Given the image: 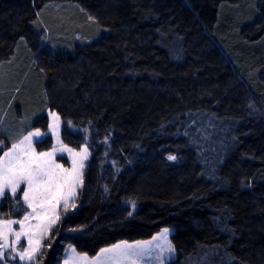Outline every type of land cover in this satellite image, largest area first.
<instances>
[{
  "label": "trees",
  "instance_id": "1",
  "mask_svg": "<svg viewBox=\"0 0 264 264\" xmlns=\"http://www.w3.org/2000/svg\"><path fill=\"white\" fill-rule=\"evenodd\" d=\"M0 82V156L19 109L40 111L24 131L56 111L91 152L31 264L164 227L167 264H264V0H0ZM21 195L1 219L23 218Z\"/></svg>",
  "mask_w": 264,
  "mask_h": 264
},
{
  "label": "snow or ice",
  "instance_id": "2",
  "mask_svg": "<svg viewBox=\"0 0 264 264\" xmlns=\"http://www.w3.org/2000/svg\"><path fill=\"white\" fill-rule=\"evenodd\" d=\"M89 19L92 18L89 17ZM50 115L53 117V123L48 127L57 137L58 143L61 144L60 147L54 145L48 152H37L33 147V138L42 137L45 133L36 129L29 132L18 143H13L11 148L0 156V197H3L6 192L14 198L18 193H22L17 200V207L27 206L21 220L0 219V261L5 259V249L15 252L16 245L20 244L21 238L24 237L27 238L28 246L19 253V260L34 262L43 247L42 241L60 220L57 209L62 204L64 210L67 211L70 201L75 197L76 189L80 186L84 162L89 156L88 148L84 147L76 152L67 145H63L59 141V117L55 113H50ZM68 123L70 124L71 121ZM0 145H3L2 140H0ZM2 150L0 148V151ZM65 151L72 157L71 169L64 168L54 159L57 152ZM168 159L175 160L176 157L169 155ZM14 224L19 225V231L13 229ZM167 233L168 229H164L162 234ZM10 235L15 237L11 243H9ZM71 252L73 256H70L65 264L73 260L86 261L88 259L87 256L76 254L74 248ZM140 258V242L128 244L122 241L110 248L100 249L99 253L92 258L91 264H136Z\"/></svg>",
  "mask_w": 264,
  "mask_h": 264
},
{
  "label": "rangeland",
  "instance_id": "3",
  "mask_svg": "<svg viewBox=\"0 0 264 264\" xmlns=\"http://www.w3.org/2000/svg\"><path fill=\"white\" fill-rule=\"evenodd\" d=\"M44 46H46V44L41 42L40 43V50H42ZM39 112L40 111H35V112L30 113V114H27V112H24L23 109H19V111H17V116L20 119V121L17 122L16 124H13V125H11V124L6 125V127L8 128L7 129L8 133L12 136L10 138L11 139V146L13 143H18L20 140L23 139L24 136H27L29 132H33L36 129H39L42 133H45V135L42 137H39V138L34 137L33 138V147L35 148V150L37 152H48L52 149L51 148L48 150L40 151L37 148V143H38L37 141H41L43 138L46 137L47 134H50L52 136L53 143L56 147L61 146V144L58 143V141H57V137L52 134L49 127H48L47 132H44L41 128H30L29 130L24 131L25 129H27L28 127L33 125L34 122L39 118ZM50 113H55L56 116L59 117V125H60V127H59V141H61L63 145H67L66 143L63 142V140L61 138L62 122H61L60 116L58 115V113L56 111L48 108L46 111V115L49 119V124L53 123V117H52V115H50ZM1 146L2 145H0V147ZM67 146H68V148L74 149L76 152H79V151H81L82 148L87 147V146H82L80 149H76L72 146H69V145H67ZM88 152H89L88 159L84 162L85 166L82 169V179H81L80 186L76 189L75 197L70 201V207L67 211H70L75 207V202H76L78 195L81 192L82 187L84 185L85 171H86V167H87L88 161H89L90 156H91V152H90L89 148H88ZM54 159H55L56 163L63 165L64 168L71 169L72 157L67 151H65L63 153L57 152ZM6 193H8V192H6ZM1 198L2 197H0V199ZM72 205H74V206H72ZM28 211H31V210L28 209ZM64 211L65 210L61 204V206L57 209V214L60 216V218H61L62 214L64 213ZM12 220H21V219H12ZM33 223H35V221H33ZM12 227L14 230L19 231V225L18 224H14ZM164 229H168V233L166 235L162 234ZM174 231L175 230L172 227H164L153 236V237H156V239H153V237H151L149 239H144V240H136V241L122 240V241H126V242H128V244H135L137 242L141 243V258L136 261V264H167L169 261L173 260L176 257V249H175L173 239H172V235H173ZM47 237H45V239L42 241L43 246H44V242H45ZM14 239H15V237L10 235L9 236V243H11V241ZM122 241H119L115 244H118ZM27 246H28L27 238L22 237L20 244L16 245V251L15 252H11L10 249H5V259L2 261L3 264H31V263H33V262L26 261V260L25 261L19 260V253L21 251H23V248H26ZM111 246L112 245L104 247V248H110ZM73 248L76 250V254H79L82 256H87L88 259L86 261H74V260L69 261V264H91L92 258L97 255L96 254V255L92 256V255H89L87 253H81L75 248V246L69 245L65 250L64 257L62 259L61 264H65V261L68 260L70 256H73V253L71 252V249H73ZM38 257H39V255L37 256V258ZM37 258H36V260H37Z\"/></svg>",
  "mask_w": 264,
  "mask_h": 264
}]
</instances>
